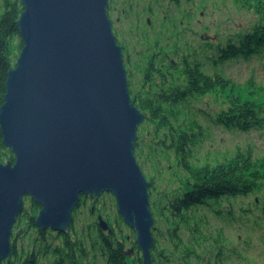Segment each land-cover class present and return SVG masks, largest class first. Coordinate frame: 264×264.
<instances>
[{
	"label": "trees",
	"instance_id": "obj_1",
	"mask_svg": "<svg viewBox=\"0 0 264 264\" xmlns=\"http://www.w3.org/2000/svg\"><path fill=\"white\" fill-rule=\"evenodd\" d=\"M233 2L238 9L254 13L256 19L226 41L206 43L208 49L201 47V53L194 49L190 57L180 56L173 64L166 56L170 51L181 52V40L174 41L176 31L164 20L160 34L140 37L145 51L138 54L136 61L130 63L128 58L125 62L132 101L146 114L138 131L136 157L153 183L149 192L155 221L154 264H238L241 260L256 264L243 257L225 229L251 234L258 229L264 231V158L238 149L213 164L200 163L194 155V149L209 138V128L198 116L231 132L264 133V87L258 89L252 83L235 85L218 69L240 59H257L264 65V0ZM22 12L21 0H0V108L7 93L9 71L16 66L24 47L17 24ZM163 32H169L166 48L159 45L167 40ZM138 77L140 82H136ZM210 94L217 96L212 110H197L192 105ZM160 155H171L186 174L181 187L169 196L158 191L156 177L146 171L150 162L153 169H158ZM9 161L14 163L15 156L4 146L0 125V162ZM87 201L84 199L76 208L71 227L63 234L40 229L36 220L42 207L27 198L24 212L14 226L11 263L142 264L136 234L119 215L115 197L105 193ZM93 207L96 211H91ZM100 216L111 232L103 230ZM130 248H135L134 257L127 255Z\"/></svg>",
	"mask_w": 264,
	"mask_h": 264
},
{
	"label": "water",
	"instance_id": "obj_2",
	"mask_svg": "<svg viewBox=\"0 0 264 264\" xmlns=\"http://www.w3.org/2000/svg\"><path fill=\"white\" fill-rule=\"evenodd\" d=\"M21 4L24 47L0 108L3 143L15 156L14 163L0 162V264H12V235L26 196L42 207L40 229L66 234L81 196L105 193L135 232L142 264H154L153 183L136 157L146 116L130 95L109 0ZM127 255L134 257L135 248Z\"/></svg>",
	"mask_w": 264,
	"mask_h": 264
},
{
	"label": "rangeland",
	"instance_id": "obj_3",
	"mask_svg": "<svg viewBox=\"0 0 264 264\" xmlns=\"http://www.w3.org/2000/svg\"><path fill=\"white\" fill-rule=\"evenodd\" d=\"M118 2L120 3L121 0ZM125 2L130 7L129 15L121 23L119 22L120 25L115 21L116 16L112 17L116 27L119 25L120 39L125 40L128 46L134 48L135 53L144 52L140 35L146 34L152 38L153 35L157 36L160 34L159 27L166 20V25L171 26L176 31L174 41L180 39L182 46L181 52L170 51V54L166 56V59L169 58L173 64L181 59L180 56L189 55L190 57L194 49H197V53H201V47L206 48L204 46L206 43L218 44L226 41L229 37L249 27L251 23L255 22L252 20L256 19L254 13L238 9L233 0H178L177 2L172 0H125ZM148 10L150 12H147ZM147 21L150 25H147ZM163 33L167 34L164 36L167 39L169 32ZM167 41L168 39L159 45L166 48ZM183 45L189 48L187 51L191 54L185 51L186 48H183ZM197 57L199 58V56ZM261 62L257 59L250 62L240 59L219 66L218 69L225 77L233 80L235 85L244 87L252 83L254 87L262 89L264 87V65ZM207 69L211 70L212 66H208ZM136 81L140 82L138 78ZM253 95L259 97V93ZM216 98L217 96L210 94L202 102L192 103V105L197 110L206 108L212 110L215 107ZM222 98L225 99L226 97ZM221 101L223 100L220 99L219 103ZM197 118L205 127L209 128L206 131L209 138H206L200 146L194 149V155L200 163L211 162L214 164L223 161L226 156L234 154L238 149L250 151L255 158H264V133L261 131L231 132L222 126L210 124L202 117L198 116ZM145 140L148 144L150 138L147 136ZM157 163L158 169H153L150 162L147 164L146 171L149 176L156 177L155 184L158 191L164 192L168 196L172 195L181 187V180L186 178V174L171 155L168 158L165 155H160ZM154 195L158 196L157 193ZM217 225L221 224L218 222ZM234 229L226 227L225 230L243 257L250 259L251 263L264 264V231L258 229L254 234H251L245 230L236 232ZM239 235L242 236L237 239ZM247 235H249L248 239H244L243 237ZM163 245L160 246L163 247ZM237 263L247 264L245 260Z\"/></svg>",
	"mask_w": 264,
	"mask_h": 264
},
{
	"label": "flooded vegetation",
	"instance_id": "obj_4",
	"mask_svg": "<svg viewBox=\"0 0 264 264\" xmlns=\"http://www.w3.org/2000/svg\"><path fill=\"white\" fill-rule=\"evenodd\" d=\"M174 2H177L178 0H172ZM128 11L130 12V7L129 5L125 2V0H121V2L119 3L118 0H109V18L112 21V27H113V31L114 34L116 36L117 42H119L118 44L122 47L123 49V58H124V63L128 61V58L130 59V63L136 61V59L138 58V53H135V51L133 50L134 48H131L130 46H128V44L125 42V40H121L120 39V32H119V28L118 26L120 25V23L123 21V19H125L129 14ZM147 12H150L149 10ZM114 16H116L115 21L117 22V24L119 23V25L116 27V23L113 21ZM113 17V18H112ZM147 25H150L149 22L147 21ZM162 26V25H161ZM160 26V27H161ZM159 27V28H160ZM140 35V37L144 36ZM155 35H153L154 37ZM127 47V51L124 50V46ZM134 47V46H133ZM169 55V54H168ZM167 55V56H168ZM167 61L172 62L171 60H169V58H167ZM172 64V63H171ZM128 74V72H127ZM138 79L140 80L141 77H138ZM138 82V81H136ZM140 87H138V84H136L135 89L139 90ZM131 95V94H130ZM143 112V111H142ZM144 113V112H143ZM145 114V113H144ZM146 116V114H145ZM29 199L28 196L25 197V199ZM90 198H93L91 196L85 197V196H81V200H80V204L82 203V201L84 199H87L88 201L90 200ZM96 198V197H95ZM98 199V198H97ZM87 201V202H88ZM79 204V206H80ZM79 208V207H78ZM77 211H80L79 209ZM91 211H96V208L93 207Z\"/></svg>",
	"mask_w": 264,
	"mask_h": 264
},
{
	"label": "bare ground",
	"instance_id": "obj_5",
	"mask_svg": "<svg viewBox=\"0 0 264 264\" xmlns=\"http://www.w3.org/2000/svg\"><path fill=\"white\" fill-rule=\"evenodd\" d=\"M144 122H145V120H144ZM144 122H143V123H144ZM143 123H142V124H143ZM142 124H141V125H142Z\"/></svg>",
	"mask_w": 264,
	"mask_h": 264
}]
</instances>
